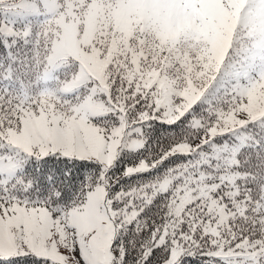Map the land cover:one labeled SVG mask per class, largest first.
<instances>
[{
  "label": "rangeland",
  "instance_id": "rangeland-1",
  "mask_svg": "<svg viewBox=\"0 0 264 264\" xmlns=\"http://www.w3.org/2000/svg\"><path fill=\"white\" fill-rule=\"evenodd\" d=\"M253 1L0 0L3 36L12 41L35 36V43L49 50L45 67L35 75L34 91L24 87L27 108L13 127L2 131L0 181L18 176L24 155L59 154L110 168L122 153L145 150L143 124L127 110L133 112L130 105L148 94L151 101L144 107L152 104L151 111L168 120L198 100L210 102L219 113L210 134L181 141L170 152L211 155L235 164L236 155L257 141V133H264V0ZM40 19L47 21L45 26L31 27ZM138 86L143 87L136 92L140 95L131 98L130 89ZM221 132L229 135L228 144L203 149L208 138ZM157 163L143 158L129 164L125 173L146 171ZM174 177L162 183L167 186ZM212 191L199 185L194 193L176 195L173 215L185 211L194 218L185 206L203 195L209 199L211 218ZM254 206L264 212V186ZM138 213L136 208H116L103 182L68 210L1 200L0 257L31 253L55 264H117L112 247L118 228ZM223 215L218 222L232 214ZM169 229L167 222L156 244L167 243ZM171 252L169 264L184 253L173 245ZM206 254L228 264H264V239L230 248L220 243Z\"/></svg>",
  "mask_w": 264,
  "mask_h": 264
},
{
  "label": "trees",
  "instance_id": "trees-1",
  "mask_svg": "<svg viewBox=\"0 0 264 264\" xmlns=\"http://www.w3.org/2000/svg\"><path fill=\"white\" fill-rule=\"evenodd\" d=\"M248 16L249 13L245 18L249 20ZM45 24L34 21L31 27L37 30ZM34 38L28 36L12 41L2 37L0 32V123L4 125L0 129V144L5 138L2 131L13 127L28 106L22 93L26 88L34 91L35 75L40 74L39 70L47 62L49 50L42 43H35ZM139 89L143 87L131 88L129 96H139L140 93H136ZM151 96H143L130 105L133 112L127 110L131 119L143 124L147 139L145 150L126 156L122 153L110 168L94 160L59 154L24 155V166L18 176L7 183L0 181V201L18 200L28 205L42 204L55 210H68L81 204L87 192L103 182L107 197L116 208L139 210L137 217L118 228L112 247L117 264H168L172 245L184 251L174 264H228L206 253L215 250L220 243L230 248L246 240L264 239V212H257L254 206L264 186V133H257V141L236 155L235 164L211 155L208 158L193 152L171 153L173 146L181 141L193 142L208 136L219 113L210 102L198 100L176 119H163L162 113L151 111L152 104L144 107ZM121 105L125 108L127 102ZM260 120L264 123V116ZM259 126L254 124L256 130ZM228 137L227 133H216L207 139L203 149L208 150L211 145L222 149L228 144ZM143 158L158 163L146 171L125 173L129 164ZM225 174L229 177L222 176ZM169 175L175 177L165 186L162 181ZM200 176L203 179L199 182L196 179ZM199 185L212 188L214 215L210 218L211 213L207 211L210 202L203 195L197 198V203L193 201L185 206L194 218L186 216L185 211L173 215L176 195L194 193ZM200 207L201 212L198 211ZM223 214L232 215L226 222H218ZM167 222L170 223L167 243L156 245ZM0 264L55 263L29 253L0 257Z\"/></svg>",
  "mask_w": 264,
  "mask_h": 264
},
{
  "label": "bare ground",
  "instance_id": "bare-ground-1",
  "mask_svg": "<svg viewBox=\"0 0 264 264\" xmlns=\"http://www.w3.org/2000/svg\"><path fill=\"white\" fill-rule=\"evenodd\" d=\"M259 9H260V8H259ZM173 250H174V249H173ZM173 250H172V251H173ZM175 252H176V251H175ZM173 253H174V252H173ZM171 255H172V253H171ZM171 259H172V257H171Z\"/></svg>",
  "mask_w": 264,
  "mask_h": 264
}]
</instances>
